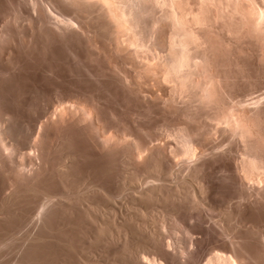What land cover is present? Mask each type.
Listing matches in <instances>:
<instances>
[{
  "label": "bare ground",
  "instance_id": "1",
  "mask_svg": "<svg viewBox=\"0 0 264 264\" xmlns=\"http://www.w3.org/2000/svg\"><path fill=\"white\" fill-rule=\"evenodd\" d=\"M23 2L27 6L23 4L27 9L25 12L23 7L11 6L9 12L0 18L2 211L3 208L7 210L4 204H14L11 201L18 194L26 196V199L27 196L28 199L32 197V201H29L33 207L28 201L30 210H24V221L42 218L41 215L53 206L69 207L70 211H73L71 207H78L82 212L74 209L83 213L81 218L87 220L84 226L89 232H107L110 238L114 232L122 230L123 233L118 232L116 236L124 238V231L132 230L128 222L122 221L128 217L126 219L130 223L134 221L132 227H138L139 232L148 229L146 233L149 236L151 232V237L156 241L152 242L158 243L148 248L150 252L145 251V247L138 249L133 246L134 249H128L129 256L136 264H165L176 258L182 259L186 252L184 247L170 249L172 245L168 239L165 240L166 235L163 237L160 234L169 227V223L176 226L181 224L177 210L180 207L187 210L196 207L213 209L207 202L208 187L205 189L204 174H201L210 159L225 158L226 154L234 151L229 162L231 173H235L233 182L237 188L234 198L231 196L232 200L235 199L234 207H244V204L241 205L245 201L264 206V0ZM55 45L69 48L65 58L71 64L80 63L82 66V73L74 72L84 74L86 80L101 85L106 95L114 100L115 103H111L117 105L116 108L106 100L107 96L105 99L104 93L102 96L101 91L98 93L91 89V84L90 88L86 85L79 87L83 83L76 88L71 85L68 89L71 90L66 91L67 83L64 88L62 73L56 68V63L62 60L65 53L61 55L58 49L59 53L53 50L57 47ZM25 57L34 59L36 64L38 62L34 69L40 78L45 77L50 81L49 86L42 84V81L41 84L37 82L34 89L21 85L19 78L24 75L22 61ZM43 62L47 64L43 65ZM26 74L30 75L28 72ZM37 76L34 77L36 80ZM26 77L24 82L27 81ZM256 90L261 91L255 94ZM50 95H53V99H48ZM155 118L161 121L156 120V127L166 126V129L163 127L164 133L156 134L155 126L151 131L148 126L151 124H146ZM218 133L220 140H216ZM73 162L80 164L81 168L75 167L79 168L78 172L81 173L80 169L86 170L88 174H84L90 177L100 173L103 175H98L100 180L105 181H98L97 178H93L96 181L91 180L88 176L89 180L83 178V181L79 180L81 182H70L68 168ZM218 165L221 166L220 162ZM218 172L220 174L222 171ZM9 200L11 204L7 203ZM23 200L25 204L26 200ZM214 209L217 211V208ZM226 209L222 210L223 215L218 211L222 218H217L215 224L222 229L218 230L227 234L234 229L226 224L229 220L223 222V216L228 214ZM117 214L122 220L117 218ZM85 220H79L82 226ZM81 224L76 225L81 228ZM185 230V234L189 232L187 228ZM91 238L96 239L94 236ZM236 240L231 238L228 242L232 245L231 251L217 248L208 252L203 264H251L245 261L242 251L237 250L240 240ZM69 242L67 244L71 246L73 240ZM77 245H80L79 242Z\"/></svg>",
  "mask_w": 264,
  "mask_h": 264
},
{
  "label": "rangeland",
  "instance_id": "2",
  "mask_svg": "<svg viewBox=\"0 0 264 264\" xmlns=\"http://www.w3.org/2000/svg\"><path fill=\"white\" fill-rule=\"evenodd\" d=\"M10 1V2H9ZM24 1V0H23ZM22 0H0V12H1V16H0V18H2L4 15H6L8 12H9V10L8 9H11V6H16V7H19L20 6V8H22L23 7V4L25 5V2H23ZM5 3V4H4ZM19 3V4H18ZM26 6V5H25ZM25 6L23 7V10H24V12L27 10L26 8H27V6H26V8H25ZM10 7V8H9ZM4 10V11H3ZM3 11V12H2ZM8 11V12H7ZM57 45H55L54 47H56ZM53 46H52V48H54ZM63 47V48H62ZM57 49H58V51L60 52H58L57 51ZM66 49H68V50H66ZM53 50H56L59 54H61L62 55V52L63 53H65L64 55H62L63 56V58H62V60L60 61V62H57L56 63V68H57V71L60 73V71H61V77H62V79H61V83H62V86L64 87V88H66V86H64V85H66V83H67V86H68V88L66 89V91L70 88V86L72 85V87L73 88H76V87H78V85L79 84H81V83H83V85L81 84V85H79V87H81V88H84L85 87V85L88 87V88H90V84H91V89H93L95 92H98V93H100V91H101V94L100 95H104L105 96V99H106V96H107V99L106 100H109V103L112 105V107L113 108H116L117 107V105H115V104H112V103H115L114 102V100L110 97V96H108V95H106V93H105V90L104 89H102V86L101 85H99V84H94L93 82L91 83V81L89 80L88 81V79L86 80V76L84 75V74H81L82 72H81V68H82V66H80L81 64L80 63H76V64H71L66 58H65V56L69 53V48L67 47V46H63V45H59V48H58V46L56 47V48H54ZM61 50V51H60ZM68 53H67V52ZM67 53V54H66ZM27 58H29V57H27ZM26 57H25V59H27ZM25 59H23V61L25 62L26 60ZM28 60V59H27ZM33 60V61H32ZM63 60H65L64 62H62ZM23 61H22V66H23V72H22V74L24 73V75L25 76H28V77H26V80L27 81H25L24 82V80H25V76L23 75L22 76V74H21V78H19L20 80H19V82L21 83V85L22 86H24L25 88H27L28 87V89H32L33 87L35 88L36 87V85H38V83L39 84H41V81H42V84L44 83V85H47V86H49L48 84H49V80L47 81V78H40L39 77V74H37L38 73V71H35V69H36V65L38 66V62H37V64H36V61L34 60V59H31V58H29V60L28 61H26L25 62V64H26V66H25V64L23 63ZM31 61V62H30ZM66 61H68L70 64H67L68 62H66ZM30 62V63H29ZM28 63V64H27ZM44 63V62H43ZM42 63V64H43ZM35 64V65H34ZM45 64H47V63H44L43 65H45ZM62 64V65H61ZM27 65H29V66H27ZM59 65V66H58ZM30 66L32 67V68H30ZM34 66H35V69H34ZM69 66H70V68H69ZM73 66V67H72ZM74 66H76L77 68H79V69H77L76 67H74ZM27 69H26V68ZM62 67H63V69H62ZM60 68V69H59ZM73 68H75V69H73ZM27 70V72L28 73H30V75H28V74H26L27 72H26V70ZM33 71H32V70ZM72 69H73V71H72ZM24 70H25V72H24ZM70 70H71V73H70ZM36 73H35V72ZM69 71V72H68ZM74 71H80L81 73H78V72H74ZM32 72V73H31ZM33 72H34V75H32L33 77H31V74H33ZM63 72H64V75L66 76L65 78H64V75H63ZM65 72H66V74H65ZM74 72V73H73ZM78 73V74H77ZM35 74H37V75H35ZM72 74H75V76L77 75L78 76V78H76L74 75L73 76H71ZM82 75V76H80V75ZM68 75V76H67ZM83 75H84V78H83ZM36 76H37V78L40 80H36L35 78H36ZM71 76V77H70ZM30 77H31V79H30ZM35 77V78H34ZM82 77V78H81ZM23 78V79H22ZM28 78V79H27ZM74 78H76V79H74ZM80 78V79H79ZM21 79H22V82H21ZM36 81H35V80ZM65 79V80H64ZM74 79V80H73ZM31 80H33V81H31ZM73 81V82H72ZM79 81V82H78ZM84 81H86V82H84ZM33 82V83H32ZM35 82V83H34ZM38 82V83H37ZM66 82V83H65ZM68 82H69V84H68ZM28 85H27V84ZM32 83V84H31ZM47 83V84H46ZM64 83V84H63ZM72 83V84H71ZM88 83H89V85H88ZM29 84H30V86H29ZM35 86H34V85ZM32 85V86H31ZM77 85V86H76ZM75 86V87H74ZM29 87H32V88H29ZM71 87V88H72ZM86 87V88H87ZM93 87V88H92ZM33 88V89H34ZM72 88V89H73ZM96 88H98V89H96ZM101 89V90H100ZM71 90V89H70ZM70 90H68V91H70ZM97 90V91H96ZM102 90H104V91H102ZM260 91L261 90H259V91H254V93L255 94H258V92L260 93ZM104 93V94H103ZM254 94V95H255ZM253 95V94H252ZM49 97V96H48ZM112 99H110V98ZM48 99H53V95H50V97L48 98ZM111 100V101H110ZM112 102V103H111ZM115 105V106H114ZM159 122V123H161V121H160V118H155V119H153V120H151V123H150V121L149 122H147L146 124L148 125V124H151V125H148V126H150V129H151V131L153 130V127H154V129L155 130H159L158 132L157 131H153L154 133H159V132H161V133H164L163 131L166 129L165 127L166 126H161V127H156V122L157 121ZM157 122V123H158ZM154 123V124H153ZM165 129H164V128ZM158 128H160V129H158ZM162 129V130H161ZM164 129V130H163ZM218 135V137H217V139L216 140H220V138L221 137H219V136H221L219 133L218 134H216V136ZM215 136V137H216ZM234 154V151H231V152H229V155L228 154H226L225 155V158H223V157H221V158H216V160L214 161L213 159H210L209 160V163H208V165H206V167L204 168V170H203V172H201V174H204V175H202V178H203V183L205 184L204 186H205V189H206V187H208L207 189H206V191H207V193H206V197L208 198V204L209 205H212L213 206V209L211 210V209H205L204 207L202 208H200V207H196V208H192V209H186V208H184V207H180L178 210H177V214H178V217L180 218V225L179 226H176V225H174L173 223H169L168 224V222H167V224H168V226L169 227H166V228H164V229H166V230H164V232L163 231H161L162 233H160L161 234V236H165L164 238H165V240H167L168 242H169V244L170 245H172V246H169V248L170 249H174V250H176V249H179V248H181V249H184V251H186L185 252V254H184V259L182 258V259H173V262H172V264L175 262V264H179V262L178 261H180V262H182V263H180V264H203V262H204V260H205V258L209 255V253H211V251L212 250H217V248H219L218 250H224V251H231V249H232V245L229 243L228 244V242H230V239L232 238V240L234 241L236 238H237V242H238V240H240L238 243H237V247H239V249L237 248V250H240L239 252H241L243 255H244V257H245V261L246 260H248L249 261V263L251 262V264H255V263H260L261 262V264L262 263H264L263 261H261V259L262 260H264V244H263V242H264V240H263V236L264 235H262V234H264V233H262V232H264V206L263 205H261V204H257V206H256V204H253V203H250V204H248L249 202L248 201H245L244 203H242V205L241 206H243V204H244V207H240V206H236L237 208H235L234 206H235V204H233V201L235 200H232L233 198H234V196H235V193H236V191H237V188H236V185H235V183L233 182L234 180H233V178H235V173L233 174V173H231V170L229 169V166H230V163H231V161H232V157H233V154ZM227 157H229V159L227 158ZM231 157V158H230ZM227 158V159H226ZM226 160H227V162L228 163H226ZM229 160V161H228ZM224 161V162H223ZM219 162H220V165L221 166H219L218 164H219ZM230 162V163H229ZM213 163V164H212ZM215 163V164H214ZM228 164V165H227ZM73 165V166H72ZM224 165H225V167H224ZM79 166V168H81L80 167V164L78 165L77 164V162H73V164H71V167H70V165H69V167L70 168H68V170L70 171H68V175H67V177L69 176V178H68V180L70 179V177H71V179L69 180L70 182H75L76 183V181L77 182H81V181H83L84 179L86 180V178H88V176H89V178L91 179V180H95L96 181V179H93V178H97L98 179V181H102L103 182V180L105 181V179H101L100 180V178L101 177H103V175L101 176V174L100 173H96V174H92L91 176L92 177H90V175H85L87 172H86V170H82V169H80L79 171H81V173L80 172H78L77 170L79 169V168H75V167H78ZM208 166H210V167H208ZM215 166V167H214ZM217 166V167H216ZM219 167V168H218ZM222 167V168H221ZM224 167V168H223ZM228 167V168H227ZM75 168V169H74ZM209 168V169H208ZM74 169V170H73ZM223 172H221L220 174H219V172L218 171H220V170ZM223 169V170H222ZM224 169L225 170H227V171H225L226 173H227V175H228V177H227V175H226V173L224 172ZM72 170V171H71ZM215 170V171H214ZM218 170V171H217ZM73 174H72V173ZM84 172H86L85 174H84ZM209 172V173H208ZM218 172V173H217ZM215 173H217V174H215ZM76 174V175H75ZM81 175V176H79V175ZM88 174V173H87ZM200 174V175H201ZM209 174V176H207V175ZM210 174H212V175H210ZM223 174H225V175H223ZM233 175V176H231V175ZM82 175H83V177H82ZM101 176L100 178H99V176ZM208 177V178H210L209 179V183H207L208 182V178H206V176ZM214 175V176H213ZM223 175V176H222ZM76 176V177H75ZM85 176V177H84ZM98 176V177H97ZM205 176V177H204ZM213 176V177H212ZM216 176V177H215ZM227 177V180H226V177ZM79 177H82V178H79ZM212 177V178H211ZM223 177H224V180H223ZM84 178V179H83ZM89 178H88V180H89ZM105 178V177H104ZM74 179H77V180H74ZM83 179V180H82ZM214 179V180H213ZM229 179H232V180H229ZM74 180V181H73ZM79 180H81V181H79ZM207 180V181H206ZM226 180V181H225ZM97 181V182H98ZM205 181H206V183H205ZM214 181V182H213ZM229 181V182H228ZM232 184V185H231ZM225 185V186H224ZM230 185V186H229ZM217 187V188H216ZM229 187V188H228ZM209 189V190H208ZM215 192H214V191ZM235 190V191H234ZM211 194H210V193ZM0 193H1V195H3V193H2V191H1V189H0ZM228 193V194H227ZM230 193V194H229ZM214 194V195H213ZM19 195V194H18ZM18 195L16 196V195H14L13 197H18ZM230 195V196H229ZM229 196V197H228ZM233 198H232V197ZM2 196H0V198H1ZM16 197H15V199H12V201L11 200H9V202L7 201V203H10V201L12 202V203H14V204H11V205H6V204H4L3 202H4V200L3 199H0V203H1V201L3 200V204H4V206L5 207H7V210H5L6 208H3V210L6 212L5 214H8V215H5L4 214V211H2L1 209H0V211H2V214H4V216H2V214H0V230L2 231H0V241H3V242H0L1 244V246H0V264H136L135 263V261H134V259L132 258V256H129L130 255V253H129V250L130 249H134L135 247H139L138 249H142V248H144L145 247V249H147V250H145V251H148V252H150L149 251V247H150V249H151V247H153L154 245L156 246L158 243H154V242H152V241H155L154 239H153V237H151V235H150V233H149V236H148V232H149V230L147 229V231H145L144 229H142L140 232H139V230L140 229H138V227H136V229H135V227H132V223H133V226L135 225L134 224V221L132 222L131 221V219H130V221L132 222V223H130L129 222V218L128 217H124V219H126V218H128V219H126V220H128V221H126V220H122V219H120L121 217H119L120 215L119 214H117L118 216H117V218H119V220H122L123 222H128L127 224H129L130 225V228L129 229H131L132 228V230H128L127 229V232H126V230L124 231V234L122 235V236H124V238L123 237H121V236H116V233H118V232H122L123 233V230L122 231H118V232H114L112 235H111V238L113 237V239H111L110 238V234L108 235V234H106L105 232H92L93 233V235H92V233L91 232H89L90 230L88 229V228H86L85 226H84V223L87 221V220H85V217H83V218H81L82 216H84L83 215V213H81L82 211L81 210H79L78 209V207H71L72 208V210L73 211H70L71 209L69 208V207H64V208H60L59 206H53V208H49V210L47 211L46 210V213H44L43 215H41L42 216V218L41 217H39V218H35V219H33L32 221L34 222H32V221H24L25 220V212H27L28 210H30V205L28 206V204H29V202H30V204H31V206L33 205V203H31V201H32V197H31V199H30V196H29V199L31 200V201H29V199H28V196H27V199H26V196H24L23 197V195H19V199L17 198V200H16ZM21 197H23V199H25L26 200V202H25V204H24V202H22V198ZM213 197V198H212ZM221 197H222V199H221ZM224 197V198H223ZM228 197V198H227ZM207 198H206V200H207ZM214 198H216V199H214ZM20 199H22V200H20ZM222 201H221V200ZM230 200V201H228V200ZM25 200H23V201H25ZM14 201V202H13ZM18 201H19V203H18ZM29 201V202H28ZM22 203V205H19V204H21ZM211 204H210V203ZM218 202V203H217ZM248 202V203H247ZM6 203V202H5ZM231 206L232 204H233V206H229V205ZM0 205H2V204H0ZM20 206V208L21 209H19V206ZM214 205H216V206H214ZM218 205V206H217ZM225 205V206H224ZM226 205H228V206H226ZM250 207H249V206ZM253 205H255L254 207H253ZM11 206V207H10ZM25 206V207H24ZM246 206V207H245ZM262 206V207H261ZM29 208V209H27V208ZM33 207V206H32ZM32 207H31V210H32ZM55 207H57L58 209H56ZM219 207V208H218ZM222 207L225 209V207L227 208L226 209V212L228 213L227 214V216H223V218H224V221L223 222H226L227 220H229L228 222L229 223H226L227 225H228V227H230V229L232 228V229H234L233 231L231 230L230 232L231 233H229V235H227L226 233H224L223 231H220V230H222L221 229V227L219 226H217L215 223L218 221V219L217 218H222L221 217V215H223V214H221L222 213V210L224 211V209H222ZM230 207V208H229ZM1 208V207H0ZM69 208V209H68ZM74 208H77L78 209V211H81V212H77ZM184 209V211H183V209ZM201 210H200V209ZM214 208H217V211H215L216 209H214ZM261 208L263 209V210H261ZM64 209V210H63ZM67 209V210H66ZM181 209V210H180ZM193 209H194V211H193ZM198 211H197V210ZM220 209H222V210H220ZM228 209H229V211H228ZM230 209H232V210H230ZM24 210H25V212H24ZM62 210V211H61ZM192 212H191V211ZM203 210V211H202ZM206 210V211H205ZM209 210V211H208ZM214 210V211H213ZM240 210H242V211H240ZM12 211V212H11ZM16 211H18V212H16ZM62 212V214H61V212ZM68 212V213H66V212ZM182 213H181V212ZM185 211H187V212H185ZM197 211V212H196ZM220 212V214H219V212ZM233 211H235V212H233ZM237 211V212H236ZM9 212V213H8ZM57 212V213H56ZM179 212H180V215H179ZM189 212H191L193 215L194 214H196V213H198V214H196V216H197V218L195 217V215L193 216L191 213H189ZM194 212V213H193ZM202 212V214H200V213ZM211 212V213H210ZM213 212V213H212ZM233 214H232V213ZM240 212V213H239ZM16 213V214H15ZM48 213V214H47ZM54 213V214H53ZM65 213V214H64ZM183 213H187L186 215H184ZM208 213V214H207ZM236 213V214H235ZM239 213V214H238ZM20 214V215H19ZM22 214V215H21ZM56 214V215H55ZM58 214H60L59 216H58ZM74 214H75V216H74ZM78 214H79V217H77L78 216ZM81 214V215H80ZM189 214V215H188ZM204 214V215H203ZM214 214H216L215 216H214ZM231 214V215H230ZM238 214V215H237ZM10 215V216H9ZM63 216V218H62V216ZM70 217H69V216ZM210 217H209V216ZM225 215H226V213H225ZM236 217H235V216ZM247 215V216H246ZM8 216V217H7ZM17 216H19V217H17ZM21 216H23L24 218H22ZM54 216V217H53ZM184 216V217H183ZM212 216V217H211ZM228 216H229V218H231V220L228 218ZM233 216V217H232ZM12 217V218H11ZM17 217V218H16ZM50 217H51V219H50ZM57 217V218H56ZM59 217V218H58ZM73 217V218H72ZM114 217H116V216H114ZM195 217V218H194ZM199 217V218H198ZM205 219H204V218ZM211 219V220H213V221H211L209 218ZM61 218V219H60ZM67 218L69 219V220H67ZM116 218V219H117ZM123 218V217H122ZM188 218H191V219H193V221L192 222H190V220L188 219ZM206 218H207V220H206ZM213 218H215L216 219V221H215V219H213ZM235 218V219H234ZM238 218V219H237ZM17 219H19V220H17ZM58 219H60V220H62V221H59ZM81 221V219L82 220H85L84 222H83V226H82V222H80L79 220ZM115 219V218H114ZM187 219V220H186ZM202 221H201V220ZM209 219V220H208ZM226 219V220H225ZM234 219V220H233ZM237 219V220H236ZM242 219H244V220H242ZM6 220V221H5ZM15 220V221H14ZM22 220V221H21ZM49 220V221H48ZM52 220V221H51ZM66 220V221H65ZM74 220V221H73ZM132 220H135V219H132ZM167 220H169V219H167ZM181 220H183V226L185 225V228L183 227V226H181L182 225V221ZM184 220H186V224H184ZM189 220V222H190V224H191V226H189L190 224H189V222L187 223V221ZM205 220H206V222H205ZM241 220V221H240ZM2 221V222H1ZM38 221V222H37ZM65 221V222H64ZM79 221V222H78ZM117 221H118V219H117ZM170 221V220H169ZM199 221V222H198ZM210 221V222H209ZM220 221V220H219ZM233 221V222H232ZM240 221V222H239ZM17 224H16V223ZM28 222V223H27ZM36 222V223H35ZM60 222V223H59ZM62 222V223H61ZM194 222H196V223H194ZM209 222V223H208ZM213 222V223H212ZM221 222V221H220ZM237 222H238V224H237ZM3 223V224H2ZM24 223V224H23ZM30 223V224H29ZM52 223V224H51ZM68 223V224H67ZM78 223V225L79 224H81V226L83 227V228H85V229H87L86 231L81 227H79L78 225H76ZM206 223V224H205ZM234 223H236L237 224V226H236V224H234ZM239 223H242V224H239ZM245 223V224H244ZM252 223V224H251ZM16 224V225H15ZM31 224H32V226H31ZM38 224V225H37ZM60 224V225H59ZM74 224V225H73ZM171 224V225H170ZM173 224V225H172ZM187 224H189V225H187ZM195 225V226H193V225ZM249 224V225H248ZM2 225H3V227H2ZM29 225V226H28ZM208 226V228H207V226ZM211 225V226H210ZM212 225H214V226H212ZM232 225L234 226V228L232 227ZM240 225H241V227H240ZM21 226V227H20ZM24 226V227H23ZM37 226V227H36ZM53 226V227H52ZM65 226V227H64ZM68 226V227H67ZM175 227V228H172V227ZM186 226H189V227H186ZM253 226V227H252ZM258 226V227H257ZM262 226V227H261ZM8 227V228H7ZM26 227V228H25ZM70 227V228H69ZM75 227V228H74ZM78 227V228H77ZM183 227V228H182ZM240 227V228H239ZM246 227V228H245ZM47 228V229H46ZM63 228V229H62ZM77 228V229H76ZM188 229L189 230V232L187 233L186 232V234H185V229ZM190 228H191V232H190ZM202 228V229H201ZM211 228V229H210ZM220 229V230H218V229ZM235 228H237V230L235 229ZM252 228H254V229H252ZM259 228V229H258ZM8 229V230H7ZM17 229V230H16ZM30 229V230H29ZM32 229V230H31ZM46 229V230H45ZM66 229V230H65ZM72 229V230H71ZM82 229V230H81ZM133 229H135V230H133ZM138 229V230H137ZM169 229H171V230H169ZM174 229V230H173ZM193 229V230H192ZM238 229H240V230H238ZM259 231H261V229L263 230V231H261L260 233H257V232H259ZM24 230V231H23ZM29 230V231H28ZM34 230V231H33ZM49 230V231H48ZM67 230H69V231H67ZM78 230V231H77ZM185 230V231H184ZM255 230V231H254ZM75 231V232H74ZM82 231L83 232H85V234L84 233H82ZM88 231V232H87ZM145 231V232H144ZM172 231V232H171ZM174 231V232H173ZM11 232V233H10ZM26 232V233H25ZM70 234H69V233ZM78 232H79V234H78ZM133 232V233H132ZM142 232H144V233H142ZM147 232V233H146ZM168 232V233H167ZM184 232V233H183ZM205 234H204V233ZM209 232V233H208ZM212 232V233H211ZM222 232V233H221ZM234 232V234H232ZM15 233V234H14ZM20 233V234H19ZM91 233V234H90ZM94 233H99L98 235L97 234H94ZM121 233V234H122ZM164 233V234H163ZM166 233V234H165ZM196 233V234H195ZM239 233V234H238ZM257 233V234H256ZM8 234V235H7ZM24 234V235H23ZM27 234V235H26ZM31 234V235H30ZM41 234H43V235H41ZM81 234V235H80ZM104 234L106 235V236H104ZM120 234V235H121ZM125 234H127V236L128 237H126V235ZM173 234V235H172ZM189 234H191V236L189 235ZM195 234V235H194ZM214 234V235H213ZM215 234H220V235H215ZM231 234V235H230ZM237 234V235H236ZM7 235V236H6ZM49 235V236H48ZM70 235H72V236H70ZM89 235H91V236H89ZM97 235V236H96ZM117 235H119V233L117 234ZM168 235V236H167ZM171 235H172V237H171ZM193 235V236H192ZM226 235L227 236H230V237H226ZM240 235H241V237H240ZM18 236V237H17ZM21 236H23V237H21ZM39 236V237H38ZM46 236H48V237H46ZM92 236H94L96 239H94V238H91ZM186 236H188V237H186ZM225 236V237H224ZM233 236V237H232ZM237 236H239V237H237ZM1 237H3V238H1ZM42 237V238H41ZM46 237V238H45ZM54 239H53V238ZM60 239H59V238ZM62 237V238H61ZM90 237V238H89ZM99 237V238H98ZM108 237V238H107ZM115 237H117V238H115ZM118 237H120V238H118ZM149 237V238H148ZM167 237V238H166ZM190 237V238H189ZM193 239H192V238ZM208 237V238H207ZM216 237V238H215ZM222 237V238H221ZM257 237H258V240H257ZM261 237V238H260ZM263 237V238H262ZM25 238V239H24ZM44 238V239H43ZM57 238V239H56ZM68 238V239H67ZM80 238L82 239V242L83 243H81V240H80ZM84 238V239H83ZM181 240H180V239ZM188 238V239H187ZM206 238V239H205ZM260 238V239H259ZM2 239V240H1ZM23 239V240H22ZM27 239V240H26ZM47 240V242H46V240ZM75 239L77 240V241H75ZM91 239H93L94 240V242H93V240H90ZM98 239V240H97ZM104 239V240H103ZM110 239L112 240L111 242H110ZM153 239V240H152ZM187 239V240H186ZM217 239V240H216ZM15 240V241H14ZM16 240L17 241H19V242H16ZM31 240V241H30ZM36 240V241H35ZM56 240V241H55ZM72 240H73V243H72ZM78 240H80V241H78ZM84 240V241H83ZM103 240V241H102ZM123 240V241H122ZM189 240V241H188ZM229 240V241H228ZM263 240V241H262ZM26 241H27V243H26ZM40 241H42V242H40ZM51 243H50V242ZM53 241V242H52ZM69 241H71V246L69 245L70 244V242ZM97 241V242H96ZM105 241V242H104ZM122 241V242H121ZM181 241V242H180ZM15 242V243H14ZM36 242V243H35ZM46 242V243H45ZM49 242V243H48ZM65 242V243H64ZM78 242H79V244L81 245H77L78 244ZM96 242V243H95ZM110 242V243H109ZM126 242V243H125ZM149 242H151V243H149ZM156 242V241H155ZM171 242V243H170ZM187 242V243H186ZM189 242V243H188ZM14 245H13V244ZM22 243H24V245L25 244H28V245H26V246H24V245H22ZM67 243H69V244H67ZM76 245H75V244ZM93 243V244H92ZM109 243V244H108ZM154 243V244H153ZM178 243V244H177ZM193 243V244H192ZM257 243V244H256ZM17 246H16V245ZM33 244H35V245H33ZM45 244V245H44ZM54 244H55V246H54ZM62 246H61V245ZM67 244V245H66ZM74 244V245H73ZM108 244V245H107ZM127 244V245H126ZM139 244V246H137ZM145 244V245H144ZM147 244H151V246H148ZM153 244V245H152ZM175 244V245H174ZM186 244V245H185ZM238 244H241L240 246H238ZM263 244V245H262ZM33 245V246H32ZM39 247H38V246ZM65 245V246H64ZM129 245H131L132 246V248H131V246H129ZM146 245H147V248H146ZM177 245H178V247H177ZM180 245V246H179ZM182 245V246H181ZM212 245V246H211ZM226 245V246H225ZM27 246H30V247H27ZM36 246V247H35ZM50 246H52V247H50ZM66 246H68V247H66ZM84 246V247H83ZM133 246H135L134 248H133ZM193 246V248H191ZM257 246V247H256ZM263 246V247H262ZM72 247V248H71ZM75 247V248H74ZM77 247V248H76ZM79 247V248H78ZM83 247V248H82ZM128 247V248H127ZM142 247V248H141ZM175 247V248H174ZM184 247V248H183ZM211 247V248H210ZM228 247H230L229 249H228ZM253 247V248H252ZM125 248V249H124ZM190 248V249H189ZM216 248V249H215ZM227 248V249H226ZM263 248V250H262V252L261 251H259V250H261ZM129 249V250H128ZM243 249H244V251H243ZM126 250V251H125ZM128 252V253H127ZM209 252V253H208ZM213 252V251H212ZM246 254V256H245V254ZM206 253V254H205ZM249 253V254H248ZM251 253V254H250ZM258 253V254H257ZM204 254V255H203ZM187 255V256H186ZM189 255H191V256H189ZM247 255H248V257H247ZM256 255H257V257H256ZM185 256H186V258H185ZM190 258H189V257ZM250 256V257H249ZM200 259H199V258ZM246 257L248 258V259H246ZM258 257H259V259H258ZM129 258V259H128ZM254 258H257V260H258V262H257V260L256 259H254ZM188 259V260H187ZM204 259V260H203ZM250 259V260H249ZM252 259V260H251ZM185 262H184V261ZM191 260V261H190ZM254 260L256 261V262H254ZM164 261H166V260H164ZM167 261H169V259H167ZM164 262L165 264H171V262ZM247 261V262H248ZM128 262V263H127ZM186 262H188V263H186ZM258 263V264H259Z\"/></svg>",
  "mask_w": 264,
  "mask_h": 264
}]
</instances>
